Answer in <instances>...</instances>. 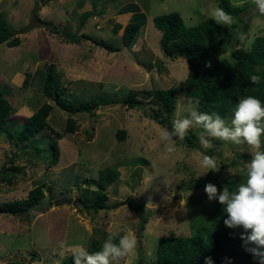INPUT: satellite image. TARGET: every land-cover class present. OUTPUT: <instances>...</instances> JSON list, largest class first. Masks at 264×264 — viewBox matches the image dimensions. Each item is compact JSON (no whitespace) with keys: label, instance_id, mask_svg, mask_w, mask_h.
<instances>
[{"label":"rangeland","instance_id":"374dc122","mask_svg":"<svg viewBox=\"0 0 264 264\" xmlns=\"http://www.w3.org/2000/svg\"><path fill=\"white\" fill-rule=\"evenodd\" d=\"M246 6L242 14L249 29L238 26L239 48L250 50L257 37L264 38V17L254 14L250 0H231ZM219 0H0V14L20 39V45H0V92L13 107L0 133V173L20 167L12 183H0V207L27 198L44 185L45 197L23 216L0 214V264H74L72 246L86 249L106 234H131L137 241L126 264H157V247L162 238L188 237L209 225L212 204L205 185L230 189L243 182L245 163L251 159L246 145L213 140L215 148L203 149L200 129L191 130L194 146L178 144L167 152L160 139L171 129L173 119L198 109V101L187 98L185 80L189 73L186 57L172 59L161 48L162 33L154 18L178 13L186 27L211 19ZM90 14L84 26L81 19ZM146 17L132 46L122 42L123 28L135 15ZM50 28L59 29L53 33ZM230 25V26H232ZM228 26V25H224ZM79 43L67 40L82 37ZM221 35L210 39L217 43ZM113 47V52L107 47ZM231 48L215 55L231 60ZM51 68L56 78L51 94L44 93L45 77ZM27 79L28 85L24 81ZM73 102L77 113L70 116L55 105L57 89ZM173 89L176 105L167 126L153 119L151 90ZM131 93L142 103L127 105ZM92 103L91 110L83 107ZM44 103L53 106L47 122L64 133L68 119L76 131L58 141L60 158L49 167V130L33 140L19 142L17 133ZM158 108V107H155ZM232 114L225 120L230 126ZM126 131L124 140L118 132ZM202 153L215 158L219 172L199 167ZM15 159L11 163V159ZM116 169L118 179L106 190L109 209L95 212L99 173ZM6 173V172H4ZM8 173V172H7ZM206 173V174H205ZM139 206L132 210L128 203ZM148 218L141 230V219ZM36 255V258H33Z\"/></svg>","mask_w":264,"mask_h":264},{"label":"trees","instance_id":"16d2710c","mask_svg":"<svg viewBox=\"0 0 264 264\" xmlns=\"http://www.w3.org/2000/svg\"><path fill=\"white\" fill-rule=\"evenodd\" d=\"M218 7L230 13L234 20L244 23L243 28L249 29L250 20H245L242 14L247 10L246 6H234L231 0H219ZM90 14H86L81 19V26H84ZM154 26L162 33L160 44L164 53L172 59L186 57L189 65V73L185 80V96L198 101L199 112L209 114L218 113L226 120L233 111L235 104L247 96H253L264 103V38L257 37L252 48L245 50L239 48L237 39L238 26L217 25L212 19H206L195 27H186L183 19L178 13L160 15L154 18ZM146 23V17L137 14L123 28L122 42L126 48L132 46L137 38L142 26ZM47 29L53 33H60L57 28H50V23H44ZM215 35H221L217 43H211L210 39ZM82 37L68 39L70 43H79ZM6 44L8 47H16L21 41L14 37L13 30L9 27L7 20L0 14V45ZM231 48V60L218 59L215 55L223 50L224 46ZM108 50L118 52L119 50L108 46ZM211 63V68L206 67V63ZM259 77L257 83L253 84L251 76ZM55 74L51 68L45 77L44 93L49 96L51 89L57 87L54 83ZM28 85L27 79L24 81ZM55 105L67 112L70 116L77 113L73 107V102L64 97V89H57ZM147 94L152 98L153 119L159 124L167 126L173 115L176 105V95L173 89L151 90ZM138 93H131L127 100L129 108H134L142 102L137 99ZM83 107L87 111L91 110L92 103L84 102ZM158 107V108H155ZM53 106L44 103L31 117H29L22 130L17 133V139L21 143L33 140L41 131L47 129L54 137L50 143L51 159L49 167L55 166L59 162L60 150L58 141L64 134H72L76 131L75 120L68 119L64 133L53 129L47 122ZM13 111L9 101L0 92V133L8 122ZM126 131L118 132L120 140H124ZM194 135H189L183 141L177 143L187 147L194 146ZM11 163L15 159L10 160ZM20 167L13 166L4 169L0 173V183H12L16 173L20 172ZM8 172V173H7ZM119 172L116 169H105L100 171L98 180V191L95 195V203L88 206L90 210L99 212L109 209L107 205L108 196L106 190L118 179ZM44 185H39L32 189L27 198L13 200L1 205L0 214L12 216H23L29 213L45 197ZM222 190L223 187H217ZM129 207L137 211L142 209L135 206L132 201ZM209 225H202L198 232L188 237H166L159 241L157 247V264H205V260L211 257L212 264H256L254 258L242 247L243 241L240 235L242 229H228L224 225L227 218L223 212V206L218 201H212L208 210ZM148 218L141 219V230L147 224ZM112 235L118 239L123 234H106L101 239L92 241L87 249L93 253L101 249L104 240ZM33 258H36L34 255ZM72 263V255L70 257ZM16 264V263H10Z\"/></svg>","mask_w":264,"mask_h":264},{"label":"clouds","instance_id":"9594fccd","mask_svg":"<svg viewBox=\"0 0 264 264\" xmlns=\"http://www.w3.org/2000/svg\"><path fill=\"white\" fill-rule=\"evenodd\" d=\"M252 11L264 17V0H250ZM217 25H232L234 18L223 8L216 7L210 17ZM211 68V63L205 65ZM253 84L259 77H250ZM193 129H200L198 141L203 149H213V140L233 145H246L251 159L245 163L243 182L234 188L227 185L218 190L208 183L204 191L209 201H218L223 206L228 229H242V247L256 264H264V103L253 96L240 99L234 106L230 126L218 113L199 112L195 108L187 116L173 119L171 129H163L160 139L165 143L167 152L175 151L177 140L183 141ZM199 167L208 173L219 172V166L211 155L202 153ZM205 173V174H206ZM134 235L125 234L118 241L109 235L100 250L89 253L82 245L72 246L74 264H126L136 248ZM205 264H212L211 257ZM229 264L231 262L229 261Z\"/></svg>","mask_w":264,"mask_h":264},{"label":"water","instance_id":"95a60500","mask_svg":"<svg viewBox=\"0 0 264 264\" xmlns=\"http://www.w3.org/2000/svg\"><path fill=\"white\" fill-rule=\"evenodd\" d=\"M169 57H172V54H169Z\"/></svg>","mask_w":264,"mask_h":264}]
</instances>
